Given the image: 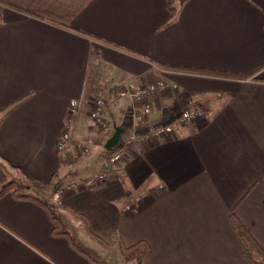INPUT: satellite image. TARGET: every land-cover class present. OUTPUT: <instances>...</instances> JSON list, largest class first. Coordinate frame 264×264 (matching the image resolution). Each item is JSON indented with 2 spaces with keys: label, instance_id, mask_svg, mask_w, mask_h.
<instances>
[{
  "label": "crops",
  "instance_id": "obj_1",
  "mask_svg": "<svg viewBox=\"0 0 264 264\" xmlns=\"http://www.w3.org/2000/svg\"><path fill=\"white\" fill-rule=\"evenodd\" d=\"M0 15V164L8 178L86 217L113 250L109 264H123L118 241L147 242L148 264H248L232 215L264 248V0H188L166 26L164 0H0ZM97 68L116 83H94ZM130 79L177 88L154 94L150 114L140 116L114 95ZM99 93L107 134L89 118ZM191 107L203 117L178 125ZM67 119L77 163L63 167L56 143ZM166 124L174 125L171 136L136 141L118 168L108 165L129 135ZM9 165L47 187L33 188ZM102 171L105 181L84 185ZM52 228L42 206L1 195L0 264H93ZM82 235L79 244L105 255Z\"/></svg>",
  "mask_w": 264,
  "mask_h": 264
},
{
  "label": "trees",
  "instance_id": "obj_2",
  "mask_svg": "<svg viewBox=\"0 0 264 264\" xmlns=\"http://www.w3.org/2000/svg\"><path fill=\"white\" fill-rule=\"evenodd\" d=\"M164 1L167 4V10L169 13V16L165 24H163V26H166L177 19L179 13V6L184 2H182L183 0H164ZM66 28L78 32L81 35H85L77 30H74L71 27L66 26ZM158 66L161 67L162 69H168L166 66H162V65H158ZM180 71H185V70H180ZM190 72L195 73V71H190ZM251 75H253V73L248 74L243 78L247 79L251 77ZM125 134L128 136L127 133ZM76 161H77L76 158L69 156L67 160L61 159V165L63 167L73 166L74 164L77 163ZM9 167L14 171H17L21 175L23 182L29 183V185H31L33 188L42 191L47 187L45 182L22 174V172L16 167L10 165ZM5 193H10L13 196V198L16 199L17 201H33L38 205L42 206V208L45 209V211L47 212L49 220L53 225V228L51 230V234L53 237L66 239L74 250L85 256L91 263L103 264L95 257V255L89 252L83 245L79 244V242L76 239V234L69 233L68 229L66 228V224L60 218V216L61 215L63 216L64 213L72 215L73 219L79 222V225L83 226L85 235L96 240L97 242H99L104 246L105 245L108 246L106 242L100 240L99 238H97L92 234L90 230V222L86 217H84L82 214H79L71 207L65 205L60 206L56 204L51 205L44 198H38L29 195L28 193H26L25 188L23 187L21 182L8 178L7 172L5 171L2 164H0V196ZM230 222L233 232L241 245V259L248 264H264V248L257 242V240L252 236V234L247 230V228L236 216L232 215L230 218ZM116 243H117L118 254L123 264H148L150 257V247L147 242L138 241L130 246H126L120 241Z\"/></svg>",
  "mask_w": 264,
  "mask_h": 264
},
{
  "label": "built area",
  "instance_id": "obj_3",
  "mask_svg": "<svg viewBox=\"0 0 264 264\" xmlns=\"http://www.w3.org/2000/svg\"><path fill=\"white\" fill-rule=\"evenodd\" d=\"M2 22V17L0 15V23ZM175 84H171L163 79H154L150 81L139 82L136 79L127 80L120 88L115 90L114 95L120 100H129L133 104V110L136 107L140 109V116H147L152 110L151 98L154 94L168 92L176 89ZM82 106V98L70 101L71 111L80 109ZM106 111V100L99 93L94 96V100L89 112V118L93 124L97 127L101 134H107L110 131V125L105 119ZM203 117V111L199 107H191L184 110L177 118L176 123L178 125H185L186 123L194 122L195 120ZM69 119L63 124L60 133L57 138L56 151L62 160H67L70 156L69 142H70V132H69ZM174 132V125H157L153 128L150 135L137 136L132 133L127 137V139L115 150H113L109 157L107 158V163L110 167L118 168L120 163L125 159L127 148L136 141L148 140L152 138H164L171 136ZM87 149H82L77 152L76 156L85 155ZM107 174L102 171L99 174L93 175L84 181V185L88 187L97 186L101 182L105 181ZM75 185L71 184L68 188H74ZM64 188H60L54 191L53 199L58 201ZM137 198L133 202H129L125 206V210L131 209L137 202Z\"/></svg>",
  "mask_w": 264,
  "mask_h": 264
},
{
  "label": "rangeland",
  "instance_id": "obj_4",
  "mask_svg": "<svg viewBox=\"0 0 264 264\" xmlns=\"http://www.w3.org/2000/svg\"><path fill=\"white\" fill-rule=\"evenodd\" d=\"M96 70H97V72H96L95 77L92 75L94 77L93 80L95 79L94 83L98 82L100 85H102L101 83L106 82V79L109 80L108 86H112V85H114V83H116L117 77L110 74L106 68H97ZM91 81H92V78H91ZM72 180H74V179L73 178H65L64 181L70 182ZM52 200H53V198H52ZM61 216H60V218L66 224V228L68 229L69 233H76L77 234L78 232H80L82 234H85L83 226L79 225V222L75 221L73 219L72 215L64 213V215L62 217ZM84 239H86V238L84 237ZM85 243H86V241H85ZM102 248H103V250H105V251H103V254H105V255H102L101 251H98V252H96L97 256H95V257L103 264H109V263H107V260L108 261L111 260L112 263L115 262V257L113 256V250H109L110 247L107 245H105V246L103 245ZM109 252H111V253H109Z\"/></svg>",
  "mask_w": 264,
  "mask_h": 264
},
{
  "label": "water",
  "instance_id": "obj_5",
  "mask_svg": "<svg viewBox=\"0 0 264 264\" xmlns=\"http://www.w3.org/2000/svg\"><path fill=\"white\" fill-rule=\"evenodd\" d=\"M185 1H188V0H183L182 2H185ZM115 137H116V140H117L118 135H117V136L115 135ZM115 137H114V138H115ZM116 140H113V141H112V145H111V147L115 144V141H116ZM111 147H110V148H111Z\"/></svg>",
  "mask_w": 264,
  "mask_h": 264
}]
</instances>
